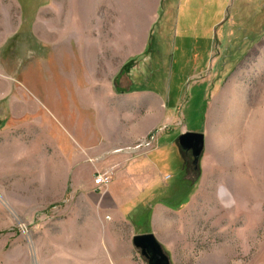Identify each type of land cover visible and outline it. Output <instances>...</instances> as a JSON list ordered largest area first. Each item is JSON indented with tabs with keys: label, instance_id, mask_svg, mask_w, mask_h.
Listing matches in <instances>:
<instances>
[{
	"label": "rangeland",
	"instance_id": "1",
	"mask_svg": "<svg viewBox=\"0 0 264 264\" xmlns=\"http://www.w3.org/2000/svg\"><path fill=\"white\" fill-rule=\"evenodd\" d=\"M249 1L246 15L236 17L237 37L229 44L225 37L217 53L233 67L230 100H213L209 125L185 121L206 144L197 165L181 149L190 178L183 231L165 246L155 235L171 264H264V0ZM72 7L71 0H0V264H149L129 230L117 232L119 255L92 218L84 229L59 182L46 179L42 189L57 155L79 147L81 131L96 140L105 111L119 107L100 98L109 71L80 53L87 21L75 11L71 19ZM89 22L92 28V15ZM168 59L182 63L181 49Z\"/></svg>",
	"mask_w": 264,
	"mask_h": 264
},
{
	"label": "crops",
	"instance_id": "2",
	"mask_svg": "<svg viewBox=\"0 0 264 264\" xmlns=\"http://www.w3.org/2000/svg\"><path fill=\"white\" fill-rule=\"evenodd\" d=\"M248 3L71 0V19L75 11L85 14L87 21L80 53L85 61L100 60L109 71L100 98L118 100L119 107L105 111L103 117L108 119L94 134L96 140H91L89 131H81L79 147L74 143L64 158L57 155L51 175L43 177L42 189L46 179L59 182L60 192L69 193L70 202L76 204L75 215L83 226L87 224L84 229L93 219L109 232L103 235L105 243L119 255H123L120 230H129L132 241L136 235H158L164 246L183 231L180 221L190 206V178L179 137L189 132L188 118H198L201 127L209 125L213 100H230L233 67L221 62L217 53L225 37L228 44L237 37L236 17L246 15ZM159 23L165 31L158 30ZM169 26H175V32L168 34ZM153 45L156 51L151 53ZM178 48L183 59L176 65L168 57ZM154 70L164 71L165 77L155 78ZM221 77L231 79L224 86L215 85ZM194 98L200 101L196 109ZM199 123L193 127L199 128ZM103 173L111 175L107 186L95 183ZM169 193L174 194L172 203L165 199Z\"/></svg>",
	"mask_w": 264,
	"mask_h": 264
},
{
	"label": "water",
	"instance_id": "3",
	"mask_svg": "<svg viewBox=\"0 0 264 264\" xmlns=\"http://www.w3.org/2000/svg\"><path fill=\"white\" fill-rule=\"evenodd\" d=\"M179 143L183 150L192 151L194 164L197 165L205 149V134L202 132H185L179 137ZM133 244L141 250L149 264H171L169 256L164 252L154 234L136 235L133 238Z\"/></svg>",
	"mask_w": 264,
	"mask_h": 264
},
{
	"label": "built area",
	"instance_id": "4",
	"mask_svg": "<svg viewBox=\"0 0 264 264\" xmlns=\"http://www.w3.org/2000/svg\"><path fill=\"white\" fill-rule=\"evenodd\" d=\"M111 182V175L108 173L98 174L95 178L97 185L107 186Z\"/></svg>",
	"mask_w": 264,
	"mask_h": 264
}]
</instances>
